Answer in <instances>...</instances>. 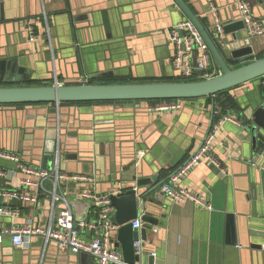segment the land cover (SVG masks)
<instances>
[{"label": "crops", "instance_id": "1", "mask_svg": "<svg viewBox=\"0 0 264 264\" xmlns=\"http://www.w3.org/2000/svg\"><path fill=\"white\" fill-rule=\"evenodd\" d=\"M184 1L197 15L210 2L218 5L223 20L234 19L237 13L238 0ZM246 1L263 28L253 43L255 52L261 54L264 3ZM187 22L173 0H0V87L27 86L34 80L49 85L83 84L102 74L109 76L98 79L127 77L138 83L179 78L172 67L175 48L171 37ZM31 26L36 32L33 41ZM8 61L16 64L5 67ZM216 71L219 75L218 67ZM263 84L264 77L213 98L180 100V110L163 112L150 111L144 102L62 105L64 123L72 133L65 152L83 157L87 165L80 158L78 166L73 161L60 170L69 175L93 176L95 182L87 187L60 184L59 194L69 203L76 202V211L70 203L74 216L81 214L86 220L94 203L80 198L83 188L111 196L114 189L131 182L137 173L141 178L158 174L162 186L198 151L219 120L211 125L213 109L215 115L223 114L222 105L229 100L243 107L249 105ZM14 110L0 109V150L20 155L25 163L42 168L47 118ZM227 123L212 147L220 166L202 160L176 185L194 193L211 210L192 201L169 202L161 186L151 195L161 193L164 197V217L154 228L156 232L148 231L151 240L147 242L159 264H264L262 253L245 247L239 236L238 227L249 201L245 182L240 180L244 177L242 157L247 149L231 133L235 125ZM135 156L142 160L138 172L133 166ZM0 169L6 172L0 178V190L24 191L25 177L14 164L0 161ZM230 178L237 180V186L228 183ZM45 186L53 190L49 182ZM29 193H39L36 203L0 196V207L17 212L11 217L0 216V225L43 227L52 214L58 216L64 208L61 202L53 207L51 196L36 187H31ZM115 212L114 208L112 218ZM232 222L237 237L232 235ZM80 239L88 242L91 234L82 232ZM97 263L88 254L63 252L54 242L46 245L41 236L34 237L27 248L14 247L9 239L0 244V264Z\"/></svg>", "mask_w": 264, "mask_h": 264}, {"label": "water", "instance_id": "2", "mask_svg": "<svg viewBox=\"0 0 264 264\" xmlns=\"http://www.w3.org/2000/svg\"><path fill=\"white\" fill-rule=\"evenodd\" d=\"M173 1L202 36L220 70L219 75L194 82L77 85H58L54 82L53 85L45 86L0 87L1 110L17 109L22 110L21 112L26 111L30 115L33 114L32 116L47 118L49 128L45 132L44 155L41 164L43 170L53 169L57 152L61 170H64V165L67 166L73 161L78 166L80 158H82V163L87 165L83 157L79 155L73 157L71 153L65 152L69 144L67 139L72 133L64 123L62 104L198 99L215 96L264 77V58H255L259 54L255 52L253 45L256 38L250 37L246 31L241 21L238 5L235 7L237 13L234 19L226 21L222 19L219 7L214 2H210L204 12L197 15L184 0ZM239 1L244 0H238L237 3ZM263 3L264 0L259 1V4ZM15 64V62L8 61L5 67L10 68ZM197 72L200 73L199 70ZM106 76L109 75L102 74L95 78ZM238 104V112L228 111L226 114L215 115L213 109L210 123L212 125L216 119L225 115L233 116L238 122L237 125L234 124V130L231 133L238 136L243 141V148L247 149V155L242 157L244 177L240 180L245 182L244 191L249 197L248 208L242 213L238 231L239 236L245 241L244 246L257 249L264 257V84L259 88L256 97L250 100L249 105L243 107L239 102ZM50 106V109H46ZM40 107L45 108L37 109L38 111L31 109ZM227 124L229 123L226 122L224 127ZM231 157L236 158L234 155ZM88 165L91 164L88 163ZM141 165L142 160L135 156L133 166L137 172ZM137 175L138 173L131 182L120 184L111 193L112 205L116 211L112 222L117 227L111 235V244L115 250L121 251L123 260L127 264H154L156 260L150 256L153 251L147 247V242L151 240L148 231H155L154 228L160 225V218L164 217L162 214L164 197L161 193L151 197L161 186L158 174L145 178ZM228 183L237 186L236 179L230 178ZM70 203L76 211L77 203ZM229 217L232 218L233 215ZM75 218L77 221L84 219L81 214L77 213ZM138 218L142 220V227L134 229L133 222ZM232 235L237 237L233 222ZM139 240L146 244H144L142 255H137L134 248L135 242Z\"/></svg>", "mask_w": 264, "mask_h": 264}, {"label": "built area", "instance_id": "3", "mask_svg": "<svg viewBox=\"0 0 264 264\" xmlns=\"http://www.w3.org/2000/svg\"><path fill=\"white\" fill-rule=\"evenodd\" d=\"M237 5L241 15V21L244 23L249 36L255 38L261 35L263 33V28L256 20L251 6L244 1H239ZM219 32L222 34L221 28H219ZM29 33L33 41L36 36L33 26L29 28ZM171 40L175 48L172 67L178 72L181 78L196 76L199 80H205L218 75L216 71L217 67L208 46L197 28L190 21L184 24L182 29L177 28L172 33ZM197 70H199L200 73L197 72ZM56 83L58 84V82ZM149 108L150 111L155 110L159 112L180 110L181 102L178 100L170 103L150 105ZM226 122L238 124L233 116L225 115L221 117L211 127V130L198 151L179 167L169 177L167 182L161 186L163 194L173 203L184 204L192 201L199 206L207 207L211 210V206H208L194 193L182 188H177L176 185L202 160H207L213 166H220L219 161L212 152V147L217 135ZM0 161L14 164L18 171L25 177L22 180L24 191L9 192L0 190V196L9 200L36 203L39 193H29L31 187H36L40 193L44 192L51 196L53 207L57 202H61L62 206H64L59 215L55 216L52 214L43 227H35L34 225L7 227L0 225V244L6 239H9L14 247L27 248L32 244L34 237L41 236L46 245L50 242H54L59 250L63 252L88 254L97 260V264H127L124 262L121 254L115 250L111 244V235L117 230V227L112 222L114 208L112 206L111 196L97 194L90 191L88 188L81 189L79 194L80 198L93 201L94 209L90 212L89 219L77 221L69 201L58 192L60 184L65 183H77L83 187H87L95 182L93 176L69 175L63 173L60 170L58 152L51 171L27 164L20 155L3 150H0ZM5 176L6 172L4 169H0V178ZM46 182L52 185V191L47 190L45 186ZM13 215H17V212L9 208L0 207V216L11 217ZM141 227V219H137L133 222L134 229H140ZM82 232L91 234V240L88 242L81 240L80 234ZM144 244L142 240L135 242L134 248L137 255L144 254V246L146 245ZM156 255V253H150L153 259L157 258ZM154 264L159 263L155 262Z\"/></svg>", "mask_w": 264, "mask_h": 264}, {"label": "trees", "instance_id": "4", "mask_svg": "<svg viewBox=\"0 0 264 264\" xmlns=\"http://www.w3.org/2000/svg\"><path fill=\"white\" fill-rule=\"evenodd\" d=\"M264 58V52L259 54L257 56V59H261ZM194 81H199V79H197L196 76L191 77V78H173V79H169L163 82H194ZM163 82H157V83H163ZM138 82H135L134 79L132 78H112V79H98V78H92L91 81L89 82V84H136ZM79 83H73V84H66V85H77ZM45 85H49V84H43V82L40 81H31L27 86H45ZM229 91V90H228ZM228 91L219 93L215 96H220L223 95V93H226ZM215 96H210L208 98H213ZM173 101H178L177 99H165V100H149V101H142L144 103H147L149 106L150 105H158V104H162V103H170ZM126 102H134V101H121V102H78V103H71V104H62V105H87V104H96V103H102V104H114V103H126ZM135 103V102H134ZM222 113L226 114L228 111L231 112H238L239 111V104L238 102H236L235 104L231 103V100H229V102L225 103L222 105ZM217 118V117H215Z\"/></svg>", "mask_w": 264, "mask_h": 264}]
</instances>
